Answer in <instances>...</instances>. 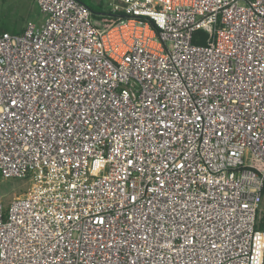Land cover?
Listing matches in <instances>:
<instances>
[{"label":"built area","instance_id":"2783aa9c","mask_svg":"<svg viewBox=\"0 0 264 264\" xmlns=\"http://www.w3.org/2000/svg\"><path fill=\"white\" fill-rule=\"evenodd\" d=\"M100 2L0 35V264H264V0Z\"/></svg>","mask_w":264,"mask_h":264},{"label":"rangeland","instance_id":"374dc122","mask_svg":"<svg viewBox=\"0 0 264 264\" xmlns=\"http://www.w3.org/2000/svg\"><path fill=\"white\" fill-rule=\"evenodd\" d=\"M102 6V11L107 12L104 4ZM39 15L37 0H0V27L9 32L22 31L27 21H36ZM26 189L23 181L0 179V199L4 201L22 196Z\"/></svg>","mask_w":264,"mask_h":264},{"label":"trees","instance_id":"16d2710c","mask_svg":"<svg viewBox=\"0 0 264 264\" xmlns=\"http://www.w3.org/2000/svg\"><path fill=\"white\" fill-rule=\"evenodd\" d=\"M77 1L88 6L94 12V14L97 15L98 20L103 21L104 23H106L109 26L118 23L121 19V16L118 14L113 16V17H110V18L107 17L108 13H105L102 11L103 6H102V3L100 2V0H98V2H95V0H77ZM22 31L9 32L4 27H2V26L0 27V35H2L3 33H6V32H9L12 34H18V33H21ZM198 34L204 37V34L202 32H199ZM194 42L198 43V44L201 43V42H198V40H195Z\"/></svg>","mask_w":264,"mask_h":264},{"label":"crops","instance_id":"0c3cea01","mask_svg":"<svg viewBox=\"0 0 264 264\" xmlns=\"http://www.w3.org/2000/svg\"><path fill=\"white\" fill-rule=\"evenodd\" d=\"M43 21V17L42 15L40 14L37 19H36V22H42Z\"/></svg>","mask_w":264,"mask_h":264}]
</instances>
